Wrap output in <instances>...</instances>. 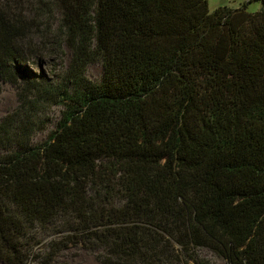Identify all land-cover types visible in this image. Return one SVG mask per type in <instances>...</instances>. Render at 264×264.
<instances>
[{
    "label": "trees",
    "instance_id": "obj_1",
    "mask_svg": "<svg viewBox=\"0 0 264 264\" xmlns=\"http://www.w3.org/2000/svg\"><path fill=\"white\" fill-rule=\"evenodd\" d=\"M251 1L0 0V91L17 100L0 119V264H264Z\"/></svg>",
    "mask_w": 264,
    "mask_h": 264
},
{
    "label": "rangeland",
    "instance_id": "obj_2",
    "mask_svg": "<svg viewBox=\"0 0 264 264\" xmlns=\"http://www.w3.org/2000/svg\"><path fill=\"white\" fill-rule=\"evenodd\" d=\"M247 1L249 0H208V8L210 12H212L215 8L219 6L237 8ZM259 7V2L256 0H252L250 3L247 4V11L255 12L259 9ZM66 58L67 57L65 56V59ZM29 66L34 72H40V70L47 72V70L49 69V66L46 62L43 63L41 66L36 64H29ZM100 73L101 65L99 63L90 64L87 67V76L93 80L98 79ZM16 104L17 100L14 86L7 82L3 83L0 91V119L9 111H11L16 106ZM59 109V107L52 108L51 116L53 118L59 116ZM52 127L53 125H50L48 127V130ZM48 130L36 134L35 141L44 140L47 136ZM201 254L203 255V257L207 258L211 264H225L222 259L217 258L207 250H202ZM61 260L67 262L68 264H99L98 260L93 254L83 250H70L66 252L64 256H62Z\"/></svg>",
    "mask_w": 264,
    "mask_h": 264
}]
</instances>
